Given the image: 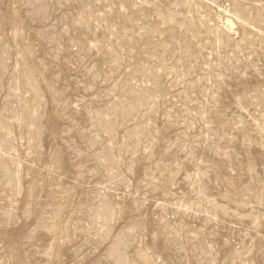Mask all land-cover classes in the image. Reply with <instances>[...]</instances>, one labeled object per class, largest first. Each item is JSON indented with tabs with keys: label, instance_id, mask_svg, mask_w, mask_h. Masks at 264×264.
Here are the masks:
<instances>
[{
	"label": "rangeland",
	"instance_id": "obj_1",
	"mask_svg": "<svg viewBox=\"0 0 264 264\" xmlns=\"http://www.w3.org/2000/svg\"><path fill=\"white\" fill-rule=\"evenodd\" d=\"M0 264H264V0H0Z\"/></svg>",
	"mask_w": 264,
	"mask_h": 264
}]
</instances>
